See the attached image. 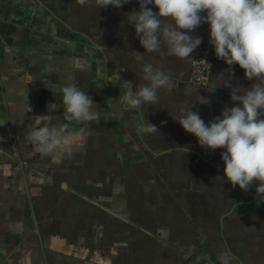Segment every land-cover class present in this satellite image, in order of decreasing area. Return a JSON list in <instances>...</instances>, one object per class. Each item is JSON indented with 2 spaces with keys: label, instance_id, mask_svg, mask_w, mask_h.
I'll use <instances>...</instances> for the list:
<instances>
[{
  "label": "crops",
  "instance_id": "obj_1",
  "mask_svg": "<svg viewBox=\"0 0 264 264\" xmlns=\"http://www.w3.org/2000/svg\"><path fill=\"white\" fill-rule=\"evenodd\" d=\"M134 10L138 0H0V264H264L259 182L247 192L223 182L224 150L202 148L173 119L192 108L207 124L236 106L220 87L229 66L216 56L208 89L188 81L208 24L191 33L202 38L192 59L149 54L126 21ZM145 63L173 82L159 102L133 110L109 101L145 83ZM232 71L233 86L253 83L239 65ZM72 82L99 119L73 124L85 139L54 162L24 136L37 116L65 122L59 88ZM145 119L159 133L141 134Z\"/></svg>",
  "mask_w": 264,
  "mask_h": 264
},
{
  "label": "clouds",
  "instance_id": "obj_2",
  "mask_svg": "<svg viewBox=\"0 0 264 264\" xmlns=\"http://www.w3.org/2000/svg\"><path fill=\"white\" fill-rule=\"evenodd\" d=\"M129 2L77 0L81 6L94 3L97 8H121ZM138 4L139 11L126 13V21L134 26L140 45L149 54H161L166 49L168 56L188 60L202 43L200 36L193 37L191 33L208 24L209 44L216 58L229 66L227 74L221 73L220 87L231 89L230 98L236 106L225 105L222 113L207 124L192 108L181 110L172 118L186 133L194 135L202 148L224 150L223 182L226 180L233 188L239 186L243 192L259 182L255 198L264 201V0H138ZM233 65H239L244 78L253 83L248 87L233 86ZM68 79L73 77L69 75ZM140 79L145 83L134 89L127 87L119 100L109 101L115 100L128 109H141L159 102V89L173 87L163 68L152 63L141 66ZM59 91L65 122L53 124L48 116H37L24 136L36 153L51 157L54 162L71 156L84 141L85 129L74 128L73 124L88 125L99 119L94 100L78 84H64ZM53 104L51 109H55ZM137 130L141 134L159 133L146 119L137 125Z\"/></svg>",
  "mask_w": 264,
  "mask_h": 264
},
{
  "label": "built area",
  "instance_id": "obj_3",
  "mask_svg": "<svg viewBox=\"0 0 264 264\" xmlns=\"http://www.w3.org/2000/svg\"><path fill=\"white\" fill-rule=\"evenodd\" d=\"M215 53L210 44L203 46L200 54L192 61L191 76L189 83L200 88L208 89L210 85V74L214 66ZM211 65V67H210Z\"/></svg>",
  "mask_w": 264,
  "mask_h": 264
},
{
  "label": "trees",
  "instance_id": "obj_4",
  "mask_svg": "<svg viewBox=\"0 0 264 264\" xmlns=\"http://www.w3.org/2000/svg\"><path fill=\"white\" fill-rule=\"evenodd\" d=\"M199 200L201 201V195H199ZM194 200V203H196V198H194L193 199ZM169 204V205H172V203H173V199H170V198H162V202H161V204L163 205V204ZM201 206V205H200ZM148 217H150L149 215H148ZM135 219H137V218H135ZM154 220H155V217L153 218Z\"/></svg>",
  "mask_w": 264,
  "mask_h": 264
}]
</instances>
